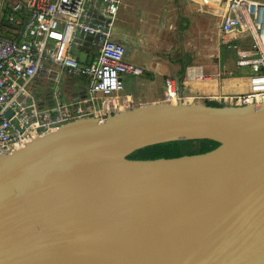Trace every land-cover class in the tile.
<instances>
[{
    "label": "water",
    "instance_id": "water-1",
    "mask_svg": "<svg viewBox=\"0 0 264 264\" xmlns=\"http://www.w3.org/2000/svg\"><path fill=\"white\" fill-rule=\"evenodd\" d=\"M188 138L218 144L126 156ZM0 264H264V101L149 102L1 155Z\"/></svg>",
    "mask_w": 264,
    "mask_h": 264
},
{
    "label": "built area",
    "instance_id": "built-area-1",
    "mask_svg": "<svg viewBox=\"0 0 264 264\" xmlns=\"http://www.w3.org/2000/svg\"><path fill=\"white\" fill-rule=\"evenodd\" d=\"M6 1L10 10L3 19L17 28L0 35V156L64 122L132 105V96L123 92V75L148 77V70L126 59L114 36L120 0H0V9ZM185 1L216 16L221 36H237L226 45L235 49L236 65L253 71L247 91L223 98L237 104L264 101V0ZM63 69L85 79L84 92L62 96ZM187 76L194 77V71ZM39 80L46 94L44 86L35 85ZM182 97L176 79L166 76L161 100Z\"/></svg>",
    "mask_w": 264,
    "mask_h": 264
},
{
    "label": "crops",
    "instance_id": "crops-1",
    "mask_svg": "<svg viewBox=\"0 0 264 264\" xmlns=\"http://www.w3.org/2000/svg\"><path fill=\"white\" fill-rule=\"evenodd\" d=\"M1 9L0 31L9 33L7 26L17 28V25L2 19ZM211 24L209 14L185 0H120L113 22L114 36L122 37L125 58H135L136 64L148 70V77H138L133 83L139 94L136 96H140L138 87L143 81L152 83L157 78L158 85L152 88L154 91L149 100L162 95L166 76L176 79L182 95L188 92L223 98L246 90L244 77L222 75L217 67L218 60L211 58L210 43L207 42L211 41ZM189 70L194 71V77L187 76ZM126 87L123 82V92L132 96ZM42 90L44 94L48 91L45 86Z\"/></svg>",
    "mask_w": 264,
    "mask_h": 264
},
{
    "label": "rangeland",
    "instance_id": "rangeland-1",
    "mask_svg": "<svg viewBox=\"0 0 264 264\" xmlns=\"http://www.w3.org/2000/svg\"><path fill=\"white\" fill-rule=\"evenodd\" d=\"M5 6L2 7L1 11L4 13L3 16L10 10L9 7V3L7 4V1L5 2ZM212 18V24L210 27V34H211V41L207 40L208 43H210V51H211V58L214 61H217V67L220 68V70L222 71V75H230L235 71V67L237 68L238 72H240L242 75H246L248 73V68L247 66H235L234 67V59H235V49L233 47L227 46L224 44L223 40L225 39L224 36H221L218 31H217V20L218 18L216 16H212L209 15ZM6 28V27H4ZM7 29V28H6ZM1 34L3 35H7V32L4 31H0ZM203 53V51H202ZM201 54V52L199 53ZM129 61H131L132 63L136 64L135 62V58L133 57H128L127 58ZM136 65H140V64H136ZM143 66V65H140ZM55 67V66H54ZM57 68V67H55ZM138 80L137 76H133L131 74H124L123 75V82L124 85L128 86L126 87V90L132 93V98H133V103L132 105H130L127 108H123L121 110L124 109H128L131 108L133 106H137L140 104H145V103H149V102H164L161 100V96L162 95H158L152 99L149 100V98L152 96V88H156V86L158 85V78L157 81H152V83L149 82V80H145L143 81L144 83L142 85H139L140 87H138L141 90L140 96H136L139 95L137 94V86L136 88L133 87V83ZM41 86L43 87L45 82L44 81H36L35 85L36 86ZM59 85L61 86V93L63 97L66 96H71L73 93V90L76 88H85L86 87V83H85V79L84 81L76 76H69L67 74V72L63 69L60 70L59 72ZM64 87L63 91H62V87ZM64 92V93H63ZM185 93L184 95H182V99L180 101H185V102H203L204 99H215L216 101H221L223 102V104H233L234 101L230 100L229 98H222V97H218V96H209V95H204V94H189L188 92H183ZM173 102H177V101H172Z\"/></svg>",
    "mask_w": 264,
    "mask_h": 264
},
{
    "label": "trees",
    "instance_id": "trees-1",
    "mask_svg": "<svg viewBox=\"0 0 264 264\" xmlns=\"http://www.w3.org/2000/svg\"><path fill=\"white\" fill-rule=\"evenodd\" d=\"M11 28L12 27L10 25L7 26V29L10 30ZM0 35L8 36L9 33H7V35H3L0 33ZM224 37L225 39L223 40V42L225 45L227 42H230V41H238L237 36L225 35ZM240 44L241 46H244L243 42H240ZM233 63H234V67L238 66L235 64V62ZM247 68H248L247 70L248 73L246 75H242L240 72H238L236 67H235V71L232 74H230L236 77H244L245 80L247 81V89L243 91H237L236 93H240V92H244L248 90V76L253 71L249 66H247ZM260 70L262 71L263 69H260ZM230 75H226V76H230ZM77 77L81 78L84 81V78L82 76H77ZM84 89L85 88H76L73 90L72 94L82 93L84 92ZM203 102L206 104H211V105L223 104V102L216 101L215 99H204ZM217 144H218V141L214 139H210V138L176 139V140L152 143V144L138 147L136 149H133L126 156L128 158H138V159L156 158V157H171V156H178L181 154H191V153L203 152V151L213 148Z\"/></svg>",
    "mask_w": 264,
    "mask_h": 264
},
{
    "label": "flooded vegetation",
    "instance_id": "flooded-vegetation-1",
    "mask_svg": "<svg viewBox=\"0 0 264 264\" xmlns=\"http://www.w3.org/2000/svg\"><path fill=\"white\" fill-rule=\"evenodd\" d=\"M119 41L123 43V39H119Z\"/></svg>",
    "mask_w": 264,
    "mask_h": 264
}]
</instances>
